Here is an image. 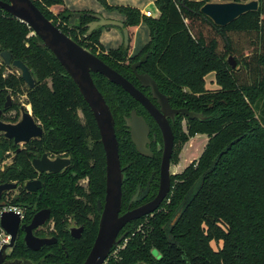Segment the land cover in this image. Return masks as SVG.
Here are the masks:
<instances>
[{
    "label": "trees",
    "instance_id": "1",
    "mask_svg": "<svg viewBox=\"0 0 264 264\" xmlns=\"http://www.w3.org/2000/svg\"><path fill=\"white\" fill-rule=\"evenodd\" d=\"M97 1L107 11L122 14L125 28L141 23L149 28L150 41L138 55L130 57L129 47L124 45L106 51L100 37L110 27L87 35V25L96 20L94 12H80V20L71 26L75 12L65 9L56 16L51 10L63 6L64 0H33L55 26L151 97L150 90L142 88L132 70V65L147 55L146 63L137 72L150 75L174 109L203 115L201 119L187 120V133L182 126L184 117L180 116L172 126L176 144L173 164L190 139L197 135L208 137L200 158L173 176L171 193L161 208L125 227V247L116 257L110 256L106 264H264V0H258V11L241 16L225 28L215 26L201 14L209 0H154L160 12L158 18L143 15L135 8L110 6L107 0ZM59 19L64 24L58 23ZM32 33L25 23L0 9V54L10 51L14 60L27 65L37 81L34 89L27 90L23 79L1 63L0 105L10 94L15 98L27 96L35 117L48 132L42 141H34L16 154L18 163L12 172L0 173V184H23L35 179L31 152H66L73 162L70 172L92 177L97 185L94 190L98 189V194L93 193L103 199L106 157L93 113L58 60L48 49L37 46ZM229 56L237 62L235 69L228 64ZM210 74H215L219 88L213 92L206 89ZM92 77L113 113L121 164L122 159L129 160L123 185L126 206L136 188L133 176L141 160L128 131L127 138L120 139L117 120L125 124L132 111L142 115L147 112L121 87L100 74ZM80 111L84 121L78 115ZM160 161L158 158L155 163L157 174ZM66 176L67 173L43 176L41 192L30 195L22 191V200L36 206V210L51 208L57 222L66 221L62 206L80 204L75 207L84 210L83 204L74 199L84 191L75 186V176L71 174L68 181L64 180ZM158 187L159 178L153 187L154 196ZM3 208L0 205V210ZM181 209V217L171 227ZM28 214L31 217L34 212ZM146 221L150 232L145 230ZM140 224L143 228L138 231ZM97 232L98 221L94 223L91 243ZM155 251L160 259L155 257Z\"/></svg>",
    "mask_w": 264,
    "mask_h": 264
},
{
    "label": "water",
    "instance_id": "2",
    "mask_svg": "<svg viewBox=\"0 0 264 264\" xmlns=\"http://www.w3.org/2000/svg\"><path fill=\"white\" fill-rule=\"evenodd\" d=\"M200 2L202 0H190ZM0 9L9 13L17 20L25 23L36 36L37 46L48 49L64 68L68 76L78 87L84 100L90 107L96 124L98 126L101 142L106 157V196L100 219L99 232L93 248L84 264H105L113 249L120 246L126 239L127 233L122 234L123 229L130 223L146 218L158 211L168 199L172 190L171 159L174 152L175 136L169 120L175 122L177 116L188 120L203 118L189 109H173L169 99L160 92L156 81L148 74H139L138 68L145 64L148 56L144 55L138 62L132 65L133 73L144 89L150 90L152 100H155L159 108L128 79L111 68L97 55L78 44L61 29L48 20L35 5L33 0H0ZM259 10L258 0H221L220 3H207L200 12L210 19L215 26L225 28L241 16ZM80 12H75L69 24L74 26L81 18ZM96 19L87 25V35L95 30L105 27H119L123 30L125 47L129 46V32L125 24L116 20L105 19L100 14L93 15ZM3 64L10 68H16L21 72L22 78L29 89H34L36 79L30 69L20 60H14L10 51L0 54ZM228 64L231 68L237 67L233 56H229ZM92 74H100L111 83L121 87L135 101H137L153 118L159 127L163 138V156L160 172V186L157 196L149 203L136 209L129 210L121 215L123 205L124 169L120 159L119 141L115 129V119L110 106L107 104L103 94L97 88ZM10 100V97H8ZM1 115V111H0ZM130 131L132 143L135 145L139 155L151 157L153 154L147 147L150 144V127L144 117L139 116L137 111H132L130 117L125 118ZM0 132L5 133L7 139H14L15 144L29 143L33 138H42L43 130L39 127L31 115L24 112L23 121L18 125L5 124L0 121ZM3 152L0 151V159ZM70 165L69 160H49L47 155L42 159L33 161L34 168L40 173H59ZM15 184L0 185V199L6 191L15 189ZM41 188L40 181L28 182L25 189L29 192H37ZM135 199L132 200L134 202ZM131 202V203H132ZM187 201L183 207L186 206ZM181 209L173 218L170 226L173 227L182 215ZM50 218V211L43 210L37 213L31 225L27 228L32 231L43 225ZM19 214L7 211L1 214L0 227L8 235L15 239V231L21 224ZM121 235V236H120ZM28 241L30 237L26 238ZM4 246L0 251V264L5 259Z\"/></svg>",
    "mask_w": 264,
    "mask_h": 264
},
{
    "label": "flooded vegetation",
    "instance_id": "3",
    "mask_svg": "<svg viewBox=\"0 0 264 264\" xmlns=\"http://www.w3.org/2000/svg\"><path fill=\"white\" fill-rule=\"evenodd\" d=\"M8 69L10 70V72L16 73L18 76L22 78L21 72L18 71L16 68L8 67ZM14 69L16 71H13ZM31 73L33 75L32 71ZM33 77L36 79L34 75ZM24 88L27 90L29 89L26 84ZM8 97H10V100H8ZM21 97H25L26 99L25 102H21L22 101L20 100ZM149 98L152 100L151 97ZM152 102L159 108L155 100H152ZM0 111H1L0 121H2L5 124L18 125L23 121V114L25 112L31 115L35 123L43 130L42 138H33L29 143H20L17 145L15 144L14 139H7L5 137V133L0 132V140H1L0 143L2 144V145L0 144V151L3 152V158L0 159V164L7 159H11V153L8 151L4 152V149L1 148L5 145L11 147V152L13 153L12 161L18 163L15 158L16 154L18 152H21L22 150H25L26 147L30 145L32 142L42 141V139L48 133L46 130V126L38 118L35 117L32 106L29 103H27V96H20L15 98L11 94L8 95L5 99V102L0 105ZM137 114L139 116L144 117V119L146 120V122L150 127V134H149L150 144L147 147L151 150L153 155L151 157H145L138 154L135 145L132 143L129 128L127 127L125 122L127 131L129 133L130 141L134 146L138 154V157L141 160L139 162L141 163L140 165L137 166V169H135L133 182L136 183V188L131 196L130 201L126 206L124 204V197H123L121 215L125 214L129 210L136 209L140 206L149 203L157 196L159 187L157 188V194L155 196L153 195V187L154 184L156 183L157 178H159V186H160V172H161L163 146H164L162 134L159 127L157 126L153 118L148 114V112L147 115H142L139 114L138 112ZM78 115L82 119V121H84V116L81 111L78 113ZM179 117L180 116L176 117L175 122L169 120L171 126L176 124ZM187 120L188 119L184 117L182 123L186 121L185 123L187 125ZM154 127H157L159 131L156 132ZM10 144H12L13 147ZM174 150H175V146H174ZM31 154H32L31 165L36 173L35 179L28 180L23 184H20L18 182H12V183L7 182L0 184V185L15 184L17 186L15 189L6 191L2 194V198L0 199V205L3 207L15 205V208L19 210V212H15V213L19 214L22 220L19 229L15 231L16 235L14 241L12 236L6 233V243L4 246L7 245L9 247L5 250V259L2 264H84L93 248V245L96 241L99 232L100 219L105 202V197L102 199V196H97L96 198L95 194H98L97 193L98 189L94 190L97 187V185L94 186L92 177L90 176L79 177V175L75 171L70 172L71 168L73 167V162L71 160L70 155H68L66 152L54 153L51 150H45V152H41V153L31 152ZM44 155H47L49 160L51 161H56L57 159L69 160L70 165L68 167H65L59 173H48V172L40 173L34 168L33 161L35 159H42ZM158 158L161 159L159 174H157V172L154 171L156 165L155 163ZM172 165L174 164L172 163V159H171V166ZM128 168H129V164L123 168L124 174H126L125 169ZM9 170L11 171L13 170V168ZM9 170L5 172H8ZM69 172L70 175L72 174V176H75L76 179L74 183L75 186L81 188L84 191L83 195L81 196L77 195L74 198L75 201L83 204L84 206L83 211L75 207L76 205L80 206V204H75L74 207L64 205L60 210H62L63 213L66 214L65 216L66 221L57 222L55 219L56 214L53 212V209L42 208L40 210H36V206L33 207L30 203L22 200V195H21L22 191H25L30 195L39 194L41 192L44 185L43 176H58L67 173V176L64 177V180L68 181L71 178L70 175H68ZM174 175L175 174H172V179ZM54 180L55 177H51V181L55 182ZM32 181L41 182V188L37 192H29L25 189L26 183ZM124 182H125V178H124ZM98 186L101 187L100 184ZM90 198H93V201H91ZM94 198H96V201H94ZM133 199H135L134 202H132ZM15 201L17 204L15 203ZM43 210L50 211V218L43 225L35 229H32V231L30 232V230H28L27 228L31 225L34 216ZM31 211H33L34 214L30 217L28 213ZM82 213H84V215ZM97 221H98V232L93 242L91 243L92 238L94 236L93 233L94 223H97ZM125 233L128 234V232ZM125 233H123L122 231L121 235ZM28 236L30 237L29 241L26 239ZM119 247L113 249L110 256L113 254V252L117 251ZM156 258L160 259V257L159 258L156 257Z\"/></svg>",
    "mask_w": 264,
    "mask_h": 264
},
{
    "label": "crops",
    "instance_id": "4",
    "mask_svg": "<svg viewBox=\"0 0 264 264\" xmlns=\"http://www.w3.org/2000/svg\"><path fill=\"white\" fill-rule=\"evenodd\" d=\"M107 2L113 7L123 6L138 9L143 15L147 14L152 18H158L160 16L154 0H107ZM55 9H67L71 12L91 11L95 14L102 15L105 19L116 20L122 23L125 21V17L122 14L117 11H107L97 0H64V5L58 6ZM109 29L103 30L101 34L100 42L102 45L110 49L125 46L123 30L119 27H110ZM126 29L129 32V53L136 56L150 41L149 28L144 23H141L138 26ZM212 81L215 83V78ZM215 85L217 86L216 83ZM206 138L208 143V137L206 136Z\"/></svg>",
    "mask_w": 264,
    "mask_h": 264
},
{
    "label": "rangeland",
    "instance_id": "5",
    "mask_svg": "<svg viewBox=\"0 0 264 264\" xmlns=\"http://www.w3.org/2000/svg\"><path fill=\"white\" fill-rule=\"evenodd\" d=\"M239 1V0H238ZM249 1H252V0H249ZM221 0H209L208 3H220ZM56 7L58 6H55V7H52V12L54 15L58 16L59 13L63 12L64 10H61V9H55ZM147 15V14H146ZM59 22H62L63 21L61 19L58 20V23ZM107 30V29H105ZM108 30H110L108 28ZM32 36V34H31ZM102 44V43H101ZM121 47V46H120ZM106 51L110 50L109 47H104ZM118 48V47H117ZM130 54V57H133L134 55L131 53ZM2 63V59L0 58V64ZM13 71H16L15 69ZM215 78V75L214 74H211L210 76H207L206 77V89L209 91V92H213V91H216L218 90V86L215 85L214 80ZM20 100H22L21 102H25V97H21ZM117 130L119 132V136H120V139L122 141H124L126 138H127V129H126V126L125 124L122 122V120H120L118 118L117 120ZM186 122V121H185ZM183 122L182 123V126H183V130L185 131V133H187V129H186V123ZM206 136L205 135H200V136H196L192 139L189 140V142H187L185 145H183L181 147V151L180 153L178 154L179 158H178V162H176L174 165L171 166V173L172 174H179V173H182L186 167H188L192 162L194 161H197L200 156L202 155L206 145H207V140H206ZM1 142V140H0ZM1 144V143H0ZM2 145V144H1ZM4 149V152H10L11 153V159H7L5 160L4 162H2L0 164V173H4L5 171L11 169V168H14V164L16 162L12 161V157H13V153L11 152V147L10 146H3L1 147ZM6 150V151H5ZM128 162L129 160H125V159H122V167L124 168L125 166L128 165ZM13 170H11L10 172H12ZM125 176V179H126V174H124ZM16 194V193H14ZM14 196V195H13ZM170 203V200L167 202V204ZM6 207H11V208H15V205H10V206H6ZM5 208V207H4ZM166 206H165V209L164 211H166ZM145 230L146 232H150L149 230H151V227L150 225L148 224V221H146L145 223ZM135 226V224H134ZM141 228H143V224H140L137 226V230L139 231ZM222 245V244H221ZM212 246L215 248V249H218V245L216 242H213L212 243ZM125 247V244H121L120 247L117 249V251L113 252V254L111 256L113 257H116L117 254L119 253V251ZM155 257H160V254L155 251Z\"/></svg>",
    "mask_w": 264,
    "mask_h": 264
},
{
    "label": "built area",
    "instance_id": "6",
    "mask_svg": "<svg viewBox=\"0 0 264 264\" xmlns=\"http://www.w3.org/2000/svg\"><path fill=\"white\" fill-rule=\"evenodd\" d=\"M32 36H35V35L32 33ZM7 211L19 212V210H17L16 208L5 207L2 210H0V218H1V214L3 212H7ZM0 229H1V227H0ZM5 243H6V232L3 229H1V234H0V251L2 250L3 246L5 245Z\"/></svg>",
    "mask_w": 264,
    "mask_h": 264
}]
</instances>
